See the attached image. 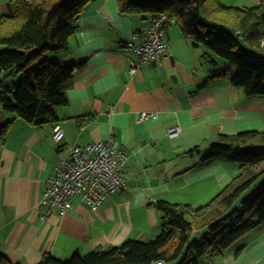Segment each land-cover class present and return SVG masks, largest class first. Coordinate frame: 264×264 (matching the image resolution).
Returning <instances> with one entry per match:
<instances>
[{"label":"crops","instance_id":"obj_1","mask_svg":"<svg viewBox=\"0 0 264 264\" xmlns=\"http://www.w3.org/2000/svg\"><path fill=\"white\" fill-rule=\"evenodd\" d=\"M253 7L262 0H221ZM10 0H0L8 14ZM152 16L123 15L118 0H89L79 31L61 52L65 63H82L66 89L68 103L56 107L58 120L33 126L12 114L0 150V240L12 264H38L45 253L69 259L74 253L149 240L161 231L159 200L200 206L212 200L240 172L221 159L201 163L220 134L264 130V97L247 96L232 81L236 68L204 46H194L179 27H168L170 51L160 63L142 64L130 75L126 46L140 45ZM214 59L215 63L206 60ZM220 58V59H219ZM229 69L228 76H215ZM157 113L145 119L140 114ZM87 120L79 125L78 117ZM61 125L65 137L53 139ZM181 132L169 137L168 130ZM108 141L128 155V188L105 198L98 210L80 199L63 216L43 217L48 180L75 146ZM201 153L188 154L195 147ZM215 264H264V223L249 230Z\"/></svg>","mask_w":264,"mask_h":264},{"label":"trees","instance_id":"obj_2","mask_svg":"<svg viewBox=\"0 0 264 264\" xmlns=\"http://www.w3.org/2000/svg\"><path fill=\"white\" fill-rule=\"evenodd\" d=\"M89 0H10L0 14V115L11 113L33 126L58 120L66 89L82 63L61 57L80 29ZM121 14H168L194 46L224 58L236 68L233 83L250 97H264V0L253 7L228 6L221 0H118ZM242 41L246 42L243 45ZM215 63L214 59H209ZM226 69L215 76H228ZM2 116V115H1ZM0 116V117H1ZM79 125L87 120L77 118ZM12 120L0 122V150ZM201 153L197 146L188 154ZM201 163L221 159L240 172L208 203L191 206L159 200L161 231L149 240L130 238L121 245L76 252L69 259L45 253L38 264H215V258L264 223V130L220 134ZM242 198L241 206L237 200ZM208 230L194 238L195 233ZM0 264H12L3 254Z\"/></svg>","mask_w":264,"mask_h":264},{"label":"built area","instance_id":"obj_3","mask_svg":"<svg viewBox=\"0 0 264 264\" xmlns=\"http://www.w3.org/2000/svg\"><path fill=\"white\" fill-rule=\"evenodd\" d=\"M171 22L168 14L153 18L140 45L133 41L127 47L138 57L130 59L129 74L137 73L142 64L160 63L170 51L168 25ZM157 113L140 114V119L156 116ZM179 126L168 130L169 137L180 134ZM65 132L61 125L54 128L53 139L61 142ZM128 155L122 148L115 147L108 141L88 143L75 146L68 159L57 162L53 175L48 180L41 204L45 207L43 217L57 213L60 216L68 213L75 199L98 210L105 198L128 188L124 171Z\"/></svg>","mask_w":264,"mask_h":264},{"label":"rangeland","instance_id":"obj_4","mask_svg":"<svg viewBox=\"0 0 264 264\" xmlns=\"http://www.w3.org/2000/svg\"><path fill=\"white\" fill-rule=\"evenodd\" d=\"M172 25L174 26V27H179L180 28V26L174 21L173 23H172ZM242 43H243V45H246V42H244V41H242ZM203 47V46H202ZM3 49H4V47L3 46H0V52H2L3 51ZM220 59V58H219ZM220 61H225L226 63H228L224 58H221V60ZM7 114H9V115H11V113H9V112H7ZM251 130H257V129H251ZM264 180V175L263 176H261L260 177V179H259V181L258 182H261V181H263ZM220 192V191H219ZM218 192V193H219ZM217 193V194H218ZM241 200H242V198H240V199H238L237 200V206H241ZM211 201V200H210ZM209 201V202H210ZM241 208H242V206H241ZM206 233H208V230H201V231H198L197 233H195L194 234V236H193V239L192 240H194V238H199V237H201L202 235H206ZM159 264V263H158ZM170 264H174V263H170Z\"/></svg>","mask_w":264,"mask_h":264}]
</instances>
